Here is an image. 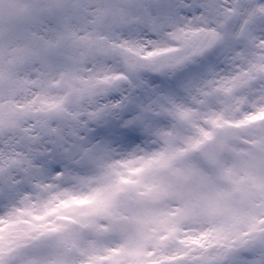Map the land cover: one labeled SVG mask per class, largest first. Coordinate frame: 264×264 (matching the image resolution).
Returning <instances> with one entry per match:
<instances>
[{
  "label": "snow or ice",
  "instance_id": "6c2138e0",
  "mask_svg": "<svg viewBox=\"0 0 264 264\" xmlns=\"http://www.w3.org/2000/svg\"><path fill=\"white\" fill-rule=\"evenodd\" d=\"M0 264H264V0H0Z\"/></svg>",
  "mask_w": 264,
  "mask_h": 264
}]
</instances>
